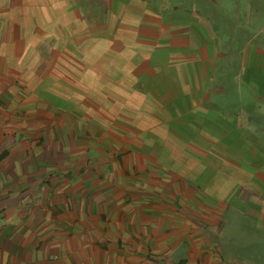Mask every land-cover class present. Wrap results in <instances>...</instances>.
Returning a JSON list of instances; mask_svg holds the SVG:
<instances>
[{"label":"crops","instance_id":"crops-1","mask_svg":"<svg viewBox=\"0 0 264 264\" xmlns=\"http://www.w3.org/2000/svg\"><path fill=\"white\" fill-rule=\"evenodd\" d=\"M12 128L70 179L0 164V264H246L217 239L264 234V0H0Z\"/></svg>","mask_w":264,"mask_h":264},{"label":"rangeland","instance_id":"rangeland-1","mask_svg":"<svg viewBox=\"0 0 264 264\" xmlns=\"http://www.w3.org/2000/svg\"><path fill=\"white\" fill-rule=\"evenodd\" d=\"M35 127L26 129L34 130ZM114 131L116 129L112 128ZM9 133V134H8ZM6 136L0 140V152L7 150L9 153L8 156L0 160V164L5 161L3 165L13 166L14 163L19 162L24 168L30 167L34 168L35 165L38 167L44 168H54L56 178L58 180L68 181L70 178L67 175L68 170V158L64 153L62 159L50 160L51 158L47 157V154L51 152L50 147L52 146L51 142H46L48 139L47 135L43 133L34 132L32 134L23 135L22 132L12 128L9 131L6 130ZM23 135V136H22ZM46 138V139H45ZM85 141L92 139L90 135L87 137H80ZM106 146L109 150L120 151L122 145L108 144ZM18 153L21 156H17ZM19 157V159L17 158ZM7 158V160H6ZM5 159V160H4ZM36 169V168H35ZM35 175H29V173L23 172L21 177H27L31 182L38 181L39 177ZM42 177V176H41ZM51 178L50 175L44 176L43 181H49ZM54 180V179H53ZM243 221H237L235 224L233 222L226 223L224 229L220 234V238L217 239V244L220 248L221 253L225 258H234V260H242L246 264H264V234L257 235L246 230L244 226L240 224ZM233 224V225H231Z\"/></svg>","mask_w":264,"mask_h":264},{"label":"trees","instance_id":"trees-1","mask_svg":"<svg viewBox=\"0 0 264 264\" xmlns=\"http://www.w3.org/2000/svg\"><path fill=\"white\" fill-rule=\"evenodd\" d=\"M6 153H7V151H5V150L3 152H1L0 153V159H2L6 155Z\"/></svg>","mask_w":264,"mask_h":264},{"label":"built area","instance_id":"built-area-1","mask_svg":"<svg viewBox=\"0 0 264 264\" xmlns=\"http://www.w3.org/2000/svg\"><path fill=\"white\" fill-rule=\"evenodd\" d=\"M52 259L53 260H56L57 259V256L56 255L52 256Z\"/></svg>","mask_w":264,"mask_h":264}]
</instances>
